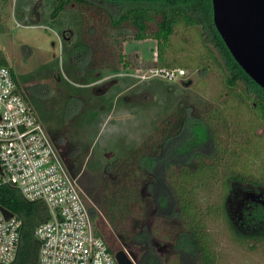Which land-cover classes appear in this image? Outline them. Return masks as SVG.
<instances>
[{"label":"rangeland","instance_id":"1","mask_svg":"<svg viewBox=\"0 0 264 264\" xmlns=\"http://www.w3.org/2000/svg\"><path fill=\"white\" fill-rule=\"evenodd\" d=\"M56 4V0L1 2L0 58H6L15 70L24 94L55 143L58 145L57 138L63 140L58 148L64 160L67 159L64 153L69 157L74 149L79 150L71 157V163H66L73 173L81 167L74 175L77 174L86 185L90 204L94 205L91 193L93 196L99 194V182L107 174L112 175L109 164L113 159L128 156L165 117L175 114L180 120L193 118L205 112V106L221 107L228 117L231 131L234 134L243 131L244 137L238 140L232 132L221 133L222 139L228 141L227 145H232L237 153L235 156L228 154L226 161L236 162L238 169L261 175V153L255 155V151H260L264 145V121L252 105V99L244 103L229 93L224 83V70L205 47L200 27L180 23L161 52L157 40L152 37L136 40L127 33L118 34L114 29L95 31L90 29L91 23L81 25L77 10L69 9L53 18L51 14ZM96 37L109 41L108 50L112 52L120 45L118 51L122 61H118V56L115 59L109 55L103 67L93 68L90 66L91 51H72V45L82 39L94 47ZM162 56L177 61V67L186 69V76L176 81L139 77L154 62L163 66ZM126 60L133 61V64L125 67L123 62ZM115 62L118 68H113ZM181 139L182 136L173 138L162 157V184L170 204L163 207L161 196L153 200L148 186H144L145 202L140 216L130 220L118 234L123 248L135 261V257H144L145 264H192V258L186 254L183 255L187 263L182 259V263L180 260L175 262L174 241L153 234L154 230L158 231V224L174 215L165 167L170 160L185 162L190 158V154L181 157L177 150L173 152L180 146L177 144ZM203 144L206 152L214 149L208 139ZM242 163L245 167H241ZM223 189V183L218 181L211 195L199 191L202 208L220 201ZM173 220L175 217L171 222ZM204 221L214 234L212 249L220 264H264V242L254 247L252 243L236 242L223 216L208 214ZM138 232L140 236L135 238ZM147 234H152L149 246L144 244Z\"/></svg>","mask_w":264,"mask_h":264},{"label":"trees","instance_id":"2","mask_svg":"<svg viewBox=\"0 0 264 264\" xmlns=\"http://www.w3.org/2000/svg\"><path fill=\"white\" fill-rule=\"evenodd\" d=\"M5 1L7 0H1V2ZM56 1L57 4L51 14L53 18H57L59 14L69 9L77 10L82 19L81 25L91 23L89 27L95 31L101 29L105 32L114 29L118 34L127 33L136 40L152 37L157 40L161 52L165 50L180 23L189 27H200L205 47L210 51L215 63L224 70L226 75L224 83L229 93L244 103H249L252 99V105L264 121V89L240 67L217 31L213 20L212 0ZM114 37L117 40L116 34ZM93 42L94 47L93 44L82 39L75 42L71 49L91 51L93 58L90 66L92 65L93 68L103 67L109 55L114 56L115 59L118 56V61H122L121 52L118 51L120 45L114 47L112 52L108 50L109 41L104 38L96 37ZM135 56L138 57L136 54ZM161 61L166 67L179 65L177 61L167 60L164 56L161 57ZM132 64L131 60L123 62L125 67ZM0 66L11 69L24 94L18 76L6 58H0ZM152 66H160V62H154ZM113 68H118L116 62ZM24 96L27 99L25 94ZM203 111L205 112H201L196 117L182 120L175 114L170 115L169 118L165 117L128 156L117 157L110 162L109 170L112 175L107 174L99 182L98 196L96 194L93 196L91 193L94 205L90 204V209L96 233L106 241L114 253L123 248L118 234L126 228L130 220L139 217L142 212L145 202L144 186H148L153 200L161 196L160 202L163 207L170 204V198L162 184L164 177L162 157L165 155V148L170 147L169 142L181 136L182 139L177 144L180 146L173 152L177 150L181 157L190 154V158L185 162L170 160L165 167V180L170 185V195L173 196L174 215H169L168 221L158 224L156 226L158 231L154 230L153 234L174 241L177 252L175 262L180 260L182 263L183 260L187 263V258L184 257L186 254L192 258V264H220L219 259L214 255V248L212 249L211 241H215L214 234L204 221L208 214L223 216L236 242L252 243V247L264 242V154L262 153L264 145L261 146L260 151H255V155L261 153L259 158L263 168L261 175L248 169H238L237 166L235 167L236 162L226 161L228 154L237 155L232 145H227L228 141L222 139V132H230V134L232 132L228 117L221 107L205 106ZM232 133L234 134V131ZM235 133L236 139L244 137L242 130ZM206 139L214 146L211 152L203 149ZM56 141L58 145L55 141L54 143L57 148L58 146L61 148L63 140L57 138ZM77 153L79 150L75 149L69 157L64 153L66 161L70 164L71 157ZM241 167L245 165L242 163ZM80 170V166L75 171L73 169L74 173ZM78 179L84 191L87 190L81 178ZM218 181L223 183L224 188L221 200L215 205L207 204L202 208L198 199L201 196L199 191H207V195H211ZM86 195L88 197L87 193ZM0 205L23 219L18 254L14 261L7 264H41L40 241L35 230L50 217L46 204L43 201H28L17 188L8 185L0 187ZM172 217H175L173 222H171ZM138 235L140 236V232L135 233V238ZM151 236L145 235V245H150ZM144 260V257H136V261L140 264H145Z\"/></svg>","mask_w":264,"mask_h":264},{"label":"built area","instance_id":"3","mask_svg":"<svg viewBox=\"0 0 264 264\" xmlns=\"http://www.w3.org/2000/svg\"><path fill=\"white\" fill-rule=\"evenodd\" d=\"M186 74L183 67L152 66L139 77L176 81ZM8 185L28 201H43L49 210V219L35 230L41 264H119L95 231L91 205L78 177L11 69L0 66V187ZM22 226L20 216L7 218L0 205V264L16 259Z\"/></svg>","mask_w":264,"mask_h":264},{"label":"water","instance_id":"4","mask_svg":"<svg viewBox=\"0 0 264 264\" xmlns=\"http://www.w3.org/2000/svg\"><path fill=\"white\" fill-rule=\"evenodd\" d=\"M215 27L240 67L264 89V0H212ZM7 218L12 212L2 207ZM119 264H137L124 248Z\"/></svg>","mask_w":264,"mask_h":264},{"label":"flooded vegetation","instance_id":"5","mask_svg":"<svg viewBox=\"0 0 264 264\" xmlns=\"http://www.w3.org/2000/svg\"><path fill=\"white\" fill-rule=\"evenodd\" d=\"M80 183V182H79ZM81 185V184H80ZM82 187V186H81ZM83 188V187H82ZM84 190V189H83ZM85 192V191H84ZM130 254V253H129ZM137 253H132V255H136ZM132 257V256H131ZM133 258V257H132ZM134 259V258H133ZM136 259V257H135Z\"/></svg>","mask_w":264,"mask_h":264}]
</instances>
